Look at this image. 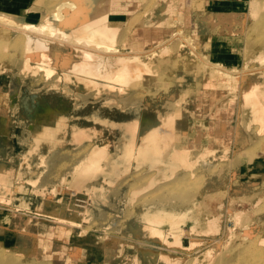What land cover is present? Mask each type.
Returning a JSON list of instances; mask_svg holds the SVG:
<instances>
[{
    "label": "rangeland",
    "instance_id": "rangeland-1",
    "mask_svg": "<svg viewBox=\"0 0 264 264\" xmlns=\"http://www.w3.org/2000/svg\"><path fill=\"white\" fill-rule=\"evenodd\" d=\"M56 1L35 0L18 10L24 29L18 22L0 24V264H213L244 248L243 224L258 240L253 254L263 259L264 121L250 116L244 97L228 99L229 85L200 73L207 64L199 55L222 61L225 70L258 67L247 77L264 88V60L254 61L264 53V35L254 28L264 6L252 15L249 0H201V15L235 12L230 26L206 25L195 19V0H178L154 29L147 23L159 0H135L129 24L123 14L110 16L125 26L115 36L116 48L132 51L161 31H181L150 63L155 73L121 91L105 78L86 87L57 65L47 75L33 58L26 68L11 59L28 26L47 28L43 16ZM145 30L156 33L149 32L147 44L137 43ZM51 37L45 40L52 53L81 59L63 33ZM239 71L231 73L239 77ZM176 108L181 112L166 122L161 140L165 150L128 144L133 125L159 123ZM93 146L102 148L94 167L85 168ZM181 148L187 150L175 162L167 159Z\"/></svg>",
    "mask_w": 264,
    "mask_h": 264
},
{
    "label": "bare ground",
    "instance_id": "bare-ground-1",
    "mask_svg": "<svg viewBox=\"0 0 264 264\" xmlns=\"http://www.w3.org/2000/svg\"><path fill=\"white\" fill-rule=\"evenodd\" d=\"M123 1L125 2V3L123 2V4H125L126 6H123V4H122L119 7L118 4L120 2H122L121 0H57L56 3H54V5L51 6L50 9L48 10V12H46L45 15L43 16V19H46L48 22L47 24H45L47 28L42 30V29H39L37 27H33L31 25L28 26V27H30V28H27V29H29V31L24 32L27 34V35H25L26 37L23 40L22 39L20 40L22 42V43H20L22 45V47L18 50H15V54L12 55L13 57L11 56V59L14 60L15 62H17L21 59L23 62L20 61V63L26 68V63H24V62H28V60L30 58H33L37 62L42 63V66L45 68V69L42 68L43 73L47 74V75H49L51 73V71L53 70V68H55L57 65L62 70L63 74H65V76L71 75V76L75 77V79H76V81L74 80L75 82L80 83V84H84V85H86V87L94 86L95 80H98L100 78H105L107 80V82L109 83V84L107 83L108 85H110L111 83L112 84L119 83L121 87H119L118 89H121V91H123V86H124L123 84L131 85L130 83L136 82L137 79H140V77L143 74H145L146 72L155 73V71L151 69L150 63L157 61L159 57H162L166 53L167 50H170V48L165 46L164 43L172 40L174 35L176 36L178 34V32L181 31L180 28L177 29L178 31H175V30L174 31L173 30L161 31L160 32L161 34L157 33L156 37L151 38L152 43H149L148 45L137 46L136 48L134 47V49L132 51L120 50L121 48H119V47L116 48L117 46L114 45V39H115V41H117V40H119V38H117V40H116L115 36H116L117 32L120 29H122L121 27H125V26H124V21L120 20V18L116 17V18L112 19L110 16L111 15L119 16V15L123 14L124 16H126L127 22L129 24L131 22V19H132L131 10H132V8H135L137 6V4L135 3V0H123ZM175 1L177 2L178 0H159V4L157 7L158 8L157 14H156V16H153L152 14L150 15L149 23H147L148 26L151 25V27H153L155 29L156 26H158L160 23H163V17L165 15H161V13H163V11L166 10L168 6H169L168 7L169 10L171 11L176 5ZM181 1H183V0H179V3ZM133 3H135L136 5L131 6ZM200 3H201V0H195V2H194L195 19H200V17H201V20H203L204 24L214 25L217 22H220V23L222 22L223 25L229 24L228 26H230L233 22H236L234 11H227V12L224 11L223 12V11L219 10V11H216V15H214L215 12H213L212 10L211 11L207 10L206 11L207 13H205L204 15H201L199 13V8L201 6ZM248 3H249V8L251 10L252 15L258 14L259 11L261 10V8L264 6V1H262V0H249ZM50 4H51V2H50ZM114 4H115V7H113ZM170 4H172V6ZM145 6H147V5H145ZM17 13H18V9H16L12 6H9V4L0 3V20H1L0 24H2L1 22H6V23H9V22L12 23L13 22V24L18 22L19 20L16 17ZM262 15H264V14H262ZM172 17L174 19L176 18L174 16H172ZM215 17H216V19H215ZM116 20L119 21L121 26H117V25H119V23H116L115 22ZM242 20H241V22L243 23ZM261 20H259V21H261ZM11 23H10V25H13ZM259 23L257 21V23L255 24L256 26H254V28L256 30L255 29L254 30L257 32V29H258L259 32H261V34L264 35V19ZM17 24L19 26H22V25H20V24H22L20 22L16 23V26H18ZM7 25H3V26H7ZM128 26H127V28H128ZM22 27H20L19 29H24V26H22ZM26 27H27V24H26ZM131 27H133V26H131ZM181 27H182V25H181ZM127 28H126V30H127ZM56 31L63 33L64 36H66L67 38L72 40V45L74 47H77L78 50H80L81 59L77 60L75 58H71L68 56V54L57 55V54H54L51 52L52 51L51 47H50L48 41L45 40V38L51 39L53 32H56ZM127 31H129V30H127ZM154 31L155 30H152L149 32L156 33V31L155 32ZM149 32L146 30L141 32V34H139L140 32H138L139 36L140 35L141 36L138 37L137 43H146L147 44L148 38L151 37V36H149ZM33 36L35 37V41H36L34 46H33V41H32ZM147 36H149V37H147ZM124 37H126V36H124ZM261 38H262V40H264V37H261ZM120 39H122V38H120ZM133 43H135V42H133ZM163 44H164V46L162 47ZM177 44H178V42H177ZM154 46L160 47V50L158 49L159 51L156 52L155 51L156 48ZM190 46L196 47V45L194 46V44H190ZM176 51H178V50H176ZM168 52H170V51H168ZM178 53H180V52L178 51ZM196 54H198V53L195 51H192V57ZM181 56H182V54H181ZM199 56H200V58H206L205 63L208 65V66L207 65L204 66L203 68L201 67L200 73L206 75L208 77V79H210V80L217 81L216 83L221 84L224 87L226 85H229L228 89L230 88V90L228 91V99L230 100L229 96H232L233 98H235L236 95L238 97H240V96L244 97L245 101H248L251 104L250 116L254 115V117L256 118L255 120L261 119L262 121H264V96H263L264 95V88L259 86V82L257 80H250L247 77L248 72L249 73L253 72V74H254L258 70V67L250 68L243 73L240 72L241 70L240 71L238 69L235 70L234 69L235 66L234 67L231 66V68L229 70H225L226 67L224 68L222 65H220V63H221L220 61H211L210 59L207 58V55L203 54V53H200ZM170 57H171V55H170ZM178 58H177V60H178ZM259 60H260V62H263L264 53L261 55H257L256 59L254 61H259ZM158 65H160V64H158ZM161 65H162V63H161ZM50 68H52V69H50ZM226 69H228V68H226ZM232 70L233 71H239L241 73V76H239L238 74H240V73H238L237 75L239 77H235L236 75L234 76L232 74L234 72L231 73ZM243 70L244 69H242V71ZM229 72L235 77V79H232L229 81V79H231V78H229L228 80L225 78L226 74L229 77V74H228ZM259 78H260V76H259ZM60 79H61V77H60ZM226 80L229 81L230 83L228 82L229 83L228 84ZM137 84H138V82H137ZM132 85H134V84H132ZM114 88L115 87H113L112 89H114ZM86 90H88V89H86ZM235 90H238V92L234 93L233 91H235ZM97 93H99V92H97ZM120 93H122V92H120ZM117 94L119 95V93H117ZM96 95H98V94H96ZM91 102H93V101H91ZM199 102H201V101H199ZM247 105L245 107H247ZM176 110L177 111H171V114L169 115L170 118H168V119L167 118L166 119L160 118L159 119L160 121L158 120L159 123L151 124L149 126H147V125L142 126V125H138L136 123L135 125H133L131 127L134 131L132 132V135L128 139V141H127V139H126V141L128 142V144H131L134 147H136L142 151L146 150V148H147V150H149V149H151L150 147H152V146H158L157 149L160 151L165 150V145L164 146L162 145L161 140L164 139V136L166 135L167 130H168L167 129L168 125L166 124V122H169L171 124L172 123V117L176 114H180L179 112H181L179 108H176ZM154 119H156V118H154ZM168 120H170V121H168ZM156 121H157V119H156ZM260 123L263 124V122H261V121L259 122V124ZM169 128H171V125L169 126ZM241 138H243V140H244L245 136H243ZM100 148H102V147L93 146L92 149H90L89 153L86 154V159L90 160L91 162H88L86 164L85 168H91V167L93 168L94 167L93 160L96 159L95 158L96 153L98 152V150ZM185 150H187V149L186 148L173 149V152L170 153L169 156H167V159L169 161L175 162V159H178L177 155L181 154L182 152L184 153ZM167 159H165V160H167ZM262 176L264 177V173H262ZM177 182H179V181H177ZM261 193L264 195V190L261 191ZM145 215H144V217H145ZM246 226H244V224H243L241 237H242L244 242H247V244L244 245V248L242 250H240L237 257L236 258H234V257L221 258V259L214 261L213 264H264V258L260 259L261 258L260 255L255 256L253 254V251L256 252L255 246H256L258 240L253 238L254 234H255V233L253 234V230H250L248 228V225H246ZM155 232L161 236L160 230H156ZM213 232H217V231L213 230ZM217 240H219V238H215V241H217ZM259 241L264 242V237L261 238ZM258 246H260V244ZM261 247H263V246H261ZM167 255L172 256L173 253L169 252ZM3 257H4V255L2 256V258Z\"/></svg>",
    "mask_w": 264,
    "mask_h": 264
},
{
    "label": "crops",
    "instance_id": "crops-1",
    "mask_svg": "<svg viewBox=\"0 0 264 264\" xmlns=\"http://www.w3.org/2000/svg\"><path fill=\"white\" fill-rule=\"evenodd\" d=\"M34 2L35 0H0V3L9 4V6H12L18 10L29 8Z\"/></svg>",
    "mask_w": 264,
    "mask_h": 264
}]
</instances>
